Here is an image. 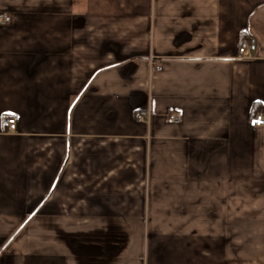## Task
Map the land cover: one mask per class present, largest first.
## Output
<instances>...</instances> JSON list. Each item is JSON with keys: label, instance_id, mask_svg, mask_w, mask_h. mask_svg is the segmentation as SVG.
<instances>
[{"label": "crops", "instance_id": "crops-1", "mask_svg": "<svg viewBox=\"0 0 264 264\" xmlns=\"http://www.w3.org/2000/svg\"><path fill=\"white\" fill-rule=\"evenodd\" d=\"M4 17L0 264H264V0H0Z\"/></svg>", "mask_w": 264, "mask_h": 264}, {"label": "built area", "instance_id": "built-area-1", "mask_svg": "<svg viewBox=\"0 0 264 264\" xmlns=\"http://www.w3.org/2000/svg\"><path fill=\"white\" fill-rule=\"evenodd\" d=\"M11 23H12L11 17H4L0 19V24L2 25H7ZM257 50H258L257 40L255 38L246 39L239 46V58L242 60H250L254 57ZM155 69L157 71H161L162 67L157 65ZM149 118H150L149 115L147 116L143 114L138 115V119L140 121H146V120L149 121ZM168 118L175 124H178L181 122V116L177 113H168ZM3 125L8 132H17L18 116L16 114L7 116L3 121ZM249 125L252 128L263 127L264 126V113H259L251 117L249 120Z\"/></svg>", "mask_w": 264, "mask_h": 264}]
</instances>
